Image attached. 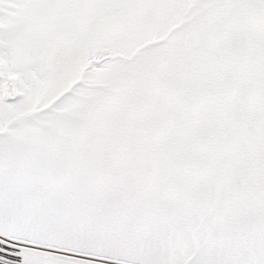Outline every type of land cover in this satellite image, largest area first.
Instances as JSON below:
<instances>
[{"label":"snow or ice","instance_id":"1","mask_svg":"<svg viewBox=\"0 0 264 264\" xmlns=\"http://www.w3.org/2000/svg\"><path fill=\"white\" fill-rule=\"evenodd\" d=\"M0 264H264V0H0Z\"/></svg>","mask_w":264,"mask_h":264}]
</instances>
